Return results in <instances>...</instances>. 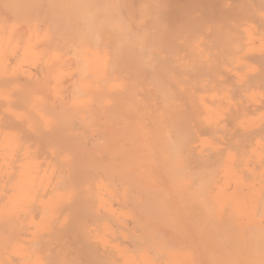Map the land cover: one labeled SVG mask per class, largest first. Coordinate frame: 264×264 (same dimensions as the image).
<instances>
[{"label": "bare ground", "instance_id": "obj_1", "mask_svg": "<svg viewBox=\"0 0 264 264\" xmlns=\"http://www.w3.org/2000/svg\"><path fill=\"white\" fill-rule=\"evenodd\" d=\"M0 264H264V0H0Z\"/></svg>", "mask_w": 264, "mask_h": 264}, {"label": "clouds", "instance_id": "obj_2", "mask_svg": "<svg viewBox=\"0 0 264 264\" xmlns=\"http://www.w3.org/2000/svg\"><path fill=\"white\" fill-rule=\"evenodd\" d=\"M83 15L86 26L88 28H92L94 26L95 14L93 12L85 10Z\"/></svg>", "mask_w": 264, "mask_h": 264}]
</instances>
